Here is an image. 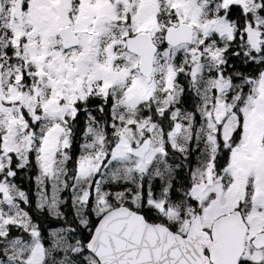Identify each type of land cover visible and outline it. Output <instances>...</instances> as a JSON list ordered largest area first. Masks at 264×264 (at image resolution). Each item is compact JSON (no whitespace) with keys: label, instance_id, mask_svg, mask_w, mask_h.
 Instances as JSON below:
<instances>
[{"label":"snow or ice","instance_id":"1","mask_svg":"<svg viewBox=\"0 0 264 264\" xmlns=\"http://www.w3.org/2000/svg\"><path fill=\"white\" fill-rule=\"evenodd\" d=\"M0 264H264V0H0Z\"/></svg>","mask_w":264,"mask_h":264}]
</instances>
